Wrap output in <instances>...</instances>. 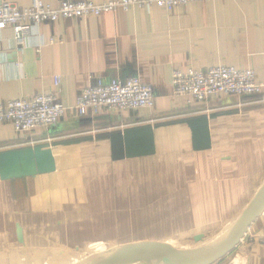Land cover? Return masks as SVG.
<instances>
[{
  "label": "crops",
  "instance_id": "crops-1",
  "mask_svg": "<svg viewBox=\"0 0 264 264\" xmlns=\"http://www.w3.org/2000/svg\"><path fill=\"white\" fill-rule=\"evenodd\" d=\"M28 32L20 48L10 30L0 33V104L53 94L68 110L26 134L0 124V264L99 254L106 244L184 252L239 219L264 183V0L131 7ZM218 66L252 70L261 95L207 104L173 95V70ZM132 77L152 89V109L82 117L74 109L84 88ZM262 238L264 211L216 264H264ZM64 258L45 264L79 261Z\"/></svg>",
  "mask_w": 264,
  "mask_h": 264
},
{
  "label": "built area",
  "instance_id": "built-area-1",
  "mask_svg": "<svg viewBox=\"0 0 264 264\" xmlns=\"http://www.w3.org/2000/svg\"><path fill=\"white\" fill-rule=\"evenodd\" d=\"M221 0H112L102 4L58 0L57 8L44 4L41 0H32L27 8L0 2V33L10 30L16 46L20 48L28 36L29 25L55 22L59 19H87L117 10L127 11L131 7L143 10L151 8L172 12L179 7L192 3L216 2ZM50 45L55 41L50 39ZM59 43H61L59 41ZM173 95L190 98L199 104L227 96L240 98L259 97L263 84L256 81L255 73L248 69L232 66L209 67L204 71L190 70L181 73L173 70ZM59 77L53 78L58 86ZM154 97L150 86L141 83L137 77L124 83L109 81L86 87L81 91L74 109L79 116L88 112H114L149 110L153 108ZM68 107L57 100L53 94H38L30 99H14L0 104V124L9 123L17 133H29L36 128H51L58 124ZM264 243V239H262Z\"/></svg>",
  "mask_w": 264,
  "mask_h": 264
},
{
  "label": "water",
  "instance_id": "water-1",
  "mask_svg": "<svg viewBox=\"0 0 264 264\" xmlns=\"http://www.w3.org/2000/svg\"><path fill=\"white\" fill-rule=\"evenodd\" d=\"M264 211V183L256 192L249 206L227 232L208 247L189 251L161 248L160 244L120 246L91 256L76 264H216L241 242L251 224ZM18 238L21 231L17 232ZM201 238V237H200ZM196 238L195 241H199Z\"/></svg>",
  "mask_w": 264,
  "mask_h": 264
},
{
  "label": "rangeland",
  "instance_id": "rangeland-1",
  "mask_svg": "<svg viewBox=\"0 0 264 264\" xmlns=\"http://www.w3.org/2000/svg\"><path fill=\"white\" fill-rule=\"evenodd\" d=\"M229 227L230 226L222 225V226L218 227L217 229H214L212 232H209L206 235L207 239L204 241V243L199 245L196 249L210 246L211 244H213L214 242L219 240L227 232ZM262 239H264V238H262ZM174 242H176V241H174ZM175 244H177V243H175ZM109 246L110 245H107V244L106 245H102V247L104 248L103 252H105L108 249H110ZM194 246H196V245H189L188 248H192ZM160 247L161 248H165L167 250H173L172 245L169 244V243L160 244ZM30 255H31L30 257L26 256L24 259H18L16 257H13L12 264H45L50 258L54 257L55 255H58L59 257H62V260H63V257H65V258L72 257L73 258V257L77 256V258L79 260L78 262H80V261H83V260H85V259H87V258H89L91 256L96 255V254H91V253H88L87 251H83V252H80V253L66 252V251H53L52 253H49V256L42 263H34L33 262L34 259L32 258L34 256L32 254H30Z\"/></svg>",
  "mask_w": 264,
  "mask_h": 264
},
{
  "label": "bare ground",
  "instance_id": "bare-ground-1",
  "mask_svg": "<svg viewBox=\"0 0 264 264\" xmlns=\"http://www.w3.org/2000/svg\"><path fill=\"white\" fill-rule=\"evenodd\" d=\"M101 253H102V252H101ZM99 254H100V253H99ZM76 263H78V262H76ZM76 263H75V264H76Z\"/></svg>",
  "mask_w": 264,
  "mask_h": 264
}]
</instances>
